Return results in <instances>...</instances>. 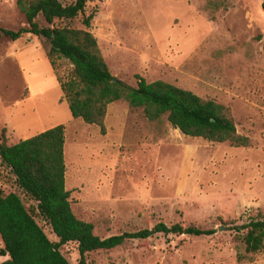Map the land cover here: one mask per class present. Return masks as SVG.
I'll return each mask as SVG.
<instances>
[{
	"label": "rangeland",
	"instance_id": "374dc122",
	"mask_svg": "<svg viewBox=\"0 0 264 264\" xmlns=\"http://www.w3.org/2000/svg\"><path fill=\"white\" fill-rule=\"evenodd\" d=\"M262 1L90 0L84 8L85 16L94 13L88 30L114 77L129 86H136L135 75L163 80L227 106L245 146L186 136L166 115L148 120L122 100L108 104L101 133L70 114L59 86L72 74L66 59L51 65L42 37L0 33V131L13 144L64 126L65 189L74 214L91 222L95 234L159 222L214 230L129 239L86 253L87 264H264V249L246 253L232 228L264 215ZM60 25L85 28L81 14ZM26 26L16 0H0V29ZM0 188L28 204L1 163ZM35 219L49 240H58ZM60 251L77 263L75 243ZM8 258L0 255V264Z\"/></svg>",
	"mask_w": 264,
	"mask_h": 264
},
{
	"label": "trees",
	"instance_id": "16d2710c",
	"mask_svg": "<svg viewBox=\"0 0 264 264\" xmlns=\"http://www.w3.org/2000/svg\"><path fill=\"white\" fill-rule=\"evenodd\" d=\"M88 1L63 4L59 0H16V7L27 26L16 30L0 29V33L11 39L25 33L42 37L49 45L45 54L51 65L60 58L72 65L71 76L64 81L59 79L62 97L72 117L97 125L104 133L108 104L122 100L130 107L142 108L148 120L166 115L167 121L186 136L212 142L230 141L241 146L248 144L247 137L236 134L229 108L221 103L163 80L147 82L140 75H135L136 86L113 81L97 41L88 30L94 14H84ZM261 6L264 10V0ZM79 14L85 28L60 25ZM5 132L3 127L0 163L12 174L16 187L29 202L26 204L14 191L5 193L0 188V238L3 243L0 255L9 257L2 264H70L60 251L68 242L76 244V264H87L86 253L112 249L129 239H143L157 233L199 236L214 232L194 225L174 223L168 226L159 222L151 228L100 237L94 233L93 224L78 218L71 208L70 192L65 189L64 126H52L13 144L8 143ZM36 216L49 225L57 241L48 239ZM232 228L246 253L264 249V215Z\"/></svg>",
	"mask_w": 264,
	"mask_h": 264
},
{
	"label": "crops",
	"instance_id": "0c3cea01",
	"mask_svg": "<svg viewBox=\"0 0 264 264\" xmlns=\"http://www.w3.org/2000/svg\"><path fill=\"white\" fill-rule=\"evenodd\" d=\"M28 136H26V135H22L21 136V138H19V139H25V138H27ZM19 141V140H18Z\"/></svg>",
	"mask_w": 264,
	"mask_h": 264
},
{
	"label": "water",
	"instance_id": "95a60500",
	"mask_svg": "<svg viewBox=\"0 0 264 264\" xmlns=\"http://www.w3.org/2000/svg\"><path fill=\"white\" fill-rule=\"evenodd\" d=\"M112 80L113 81H118V79L116 77H114V76H113V79Z\"/></svg>",
	"mask_w": 264,
	"mask_h": 264
}]
</instances>
